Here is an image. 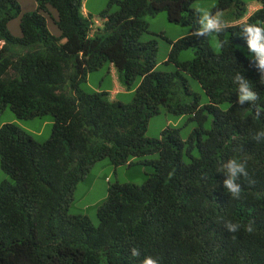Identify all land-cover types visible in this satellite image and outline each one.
Instances as JSON below:
<instances>
[{"label": "trees", "instance_id": "trees-1", "mask_svg": "<svg viewBox=\"0 0 264 264\" xmlns=\"http://www.w3.org/2000/svg\"><path fill=\"white\" fill-rule=\"evenodd\" d=\"M36 1L38 10L22 16V37H16L8 24L20 16L19 1L0 0V114L9 107L18 119L54 121L45 142L17 124L0 126V164L13 180L0 188V264H141L146 256L158 264H264V140L252 139L264 130V112L257 119L255 105L238 104L234 83L241 73L264 108V83L239 27L264 25V0L246 22H240L243 3L218 1L213 12L232 10L228 21L235 22L218 34L219 52L209 36H193L195 0H121L116 12L110 4L99 14L103 26L93 36L85 0ZM40 10L57 14L59 36ZM162 12L192 28L171 42L174 72L157 71L158 44L142 41L146 17ZM187 49L195 58L180 62ZM104 64L135 90L132 103L87 88L89 74ZM190 78L206 93V104ZM162 109L196 123L186 141L179 129L147 137ZM154 154L158 159L148 161L154 172L143 185L109 186L98 226L70 213L79 183L97 162L120 167ZM230 158L247 161L239 199L223 185ZM225 221L242 227L230 233ZM249 222L252 233L243 227ZM133 248L139 257L131 255Z\"/></svg>", "mask_w": 264, "mask_h": 264}, {"label": "rangeland", "instance_id": "rangeland-1", "mask_svg": "<svg viewBox=\"0 0 264 264\" xmlns=\"http://www.w3.org/2000/svg\"><path fill=\"white\" fill-rule=\"evenodd\" d=\"M21 13L20 16L9 22L8 29L16 37H22V30L20 26L21 18L26 13L35 12L38 10V4L36 0H18ZM121 0H85V9L88 16H91L94 24H102L99 14L106 9L110 4V12L114 13L119 10L117 2ZM219 0H195L192 8L197 7L204 8L213 14L219 13L223 22H227L225 25H232L235 22H229V17L233 14V11H222L214 13V9L218 5ZM244 4L247 8V14L242 20L246 22L248 17L252 15L256 10H253L256 4H259V0H236ZM260 5V4H259ZM51 11V9H50ZM48 19V28L52 35L59 36L61 31L59 30L54 18L57 19V14L45 13L40 10ZM148 23V32L142 36L143 42L156 41L158 44L157 71L161 72H174L178 69L175 63L169 62L170 52L172 50L171 42L187 37L191 34L192 28L189 25H180L173 23L169 20L167 12L159 13L156 16L146 17ZM238 23V22H237ZM209 41L212 49L215 52H219L220 43L218 34L209 35ZM245 51L248 49L245 47ZM195 58V53L192 49L184 50L179 55L180 62L192 61ZM190 83L195 92L201 95L202 104H206L208 97L206 93L201 89L200 84L193 78H190ZM87 88L96 92H108L109 97L115 101H121L124 104H130L133 101L135 90H128L123 87L118 79L117 71L112 65L104 64L102 68L89 74ZM229 104H225L223 107L228 108ZM13 123L19 125L24 130L31 133L34 138L39 142L47 141L52 134L53 118H35L30 120L18 119L14 112L8 107L0 114V126ZM196 123L190 120V116H176L165 109L161 110V113L153 117L148 125L147 137L152 139H159L167 129H179L181 138L186 141L192 131L195 128ZM158 159V155H150L146 157H140L132 160V164L116 167L109 159H104L97 162L91 169L87 178L81 181L74 193V198L70 205L69 211L71 214H81L88 216L94 225L98 226V207L105 201L108 194V188L110 185L119 183H129L135 185H143L149 175L154 172V168L148 161ZM13 182L12 178L7 175L0 164V188L3 182Z\"/></svg>", "mask_w": 264, "mask_h": 264}, {"label": "clouds", "instance_id": "clouds-1", "mask_svg": "<svg viewBox=\"0 0 264 264\" xmlns=\"http://www.w3.org/2000/svg\"><path fill=\"white\" fill-rule=\"evenodd\" d=\"M259 6L260 8L262 7L261 4ZM194 11L198 16L197 24L199 27L193 32V36L206 37L214 33L219 34L226 29L227 26L222 21L219 13L213 14L201 7L195 8ZM93 25L94 22L92 24L91 36L96 33L94 32L95 28ZM239 27L240 35L246 39L248 51L251 54V63L260 73V80L262 83H264V25L257 23H243L239 25ZM234 83L237 84V103L240 105H244L245 103L255 105V116L258 119L262 112H264V108L257 104V101L259 100L258 92L253 89L249 83V80L246 79L241 73H237L235 75ZM110 99L114 100L113 98ZM252 139L257 142L264 140V130L256 132ZM223 173L226 176V179L223 181V185L227 193L230 194L231 198L239 199L242 188L238 181L242 177L244 179L249 178L247 161L230 158L226 163L223 164ZM224 227L228 232L236 233L240 231L242 225L239 223H233L231 221H225ZM243 227L249 233L254 231L253 222H249V224ZM131 255L133 257H139V249H131ZM141 264H158V261L151 256H146L141 261Z\"/></svg>", "mask_w": 264, "mask_h": 264}, {"label": "crops", "instance_id": "crops-1", "mask_svg": "<svg viewBox=\"0 0 264 264\" xmlns=\"http://www.w3.org/2000/svg\"><path fill=\"white\" fill-rule=\"evenodd\" d=\"M252 9L253 10H258V9H260V6H259V4H256L254 7H252ZM83 12H84V14L86 15V16H88V13H87V11H86V9H85V5H84V7H83ZM102 21V20H101ZM94 22V21H93ZM103 26V21H102V24H94L93 25V27L95 28V30H94V32H97L98 30H99V28H101Z\"/></svg>", "mask_w": 264, "mask_h": 264}]
</instances>
